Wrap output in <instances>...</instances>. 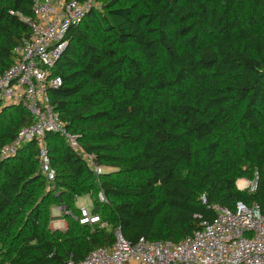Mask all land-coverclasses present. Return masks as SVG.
<instances>
[{"label":"trees","instance_id":"obj_1","mask_svg":"<svg viewBox=\"0 0 264 264\" xmlns=\"http://www.w3.org/2000/svg\"><path fill=\"white\" fill-rule=\"evenodd\" d=\"M99 1L67 30L53 66L61 84L48 94L94 164L126 182L96 175L55 133L44 137L49 186L34 142L0 159V264L77 261L117 228L129 243L177 242L213 220L212 204L254 203L264 216V0ZM33 2L0 0V72L29 35ZM31 121L2 108L0 147ZM241 178H256L254 190H238ZM87 193L109 228L78 222L74 201ZM55 206L62 229L48 226Z\"/></svg>","mask_w":264,"mask_h":264},{"label":"built area","instance_id":"obj_2","mask_svg":"<svg viewBox=\"0 0 264 264\" xmlns=\"http://www.w3.org/2000/svg\"><path fill=\"white\" fill-rule=\"evenodd\" d=\"M98 8L99 0H34L33 17L22 18L29 35L13 49L12 64L0 72V110L19 106L32 119L0 147V159L14 156L22 145L34 142L48 182L54 180L55 172L44 141L47 133L63 137L70 150L87 162L95 174L101 172L92 154L83 149L78 136L68 131L59 118L48 94L61 84V79L53 74V66L67 43V30ZM255 181L256 178H241L236 187L253 191ZM201 200L205 201L204 196ZM211 207L213 220H202L199 229L177 242L140 237L129 243L117 228L110 246L94 249L77 261L70 255L64 264H264V216L258 206L238 201L233 210L216 204ZM78 222L106 225L85 208L80 209Z\"/></svg>","mask_w":264,"mask_h":264},{"label":"rangeland","instance_id":"obj_3","mask_svg":"<svg viewBox=\"0 0 264 264\" xmlns=\"http://www.w3.org/2000/svg\"><path fill=\"white\" fill-rule=\"evenodd\" d=\"M101 10H102L101 2L99 1V8L96 11H101ZM163 58H164L163 53L160 52L156 72H160L165 68ZM8 107H10V106H8ZM100 169H101V172L99 173L100 175L101 174H111L113 178L122 179L124 182H126L125 176L122 174H119L117 169L107 167V166H100ZM138 178H139L138 176H131L130 180L136 181V180H138ZM48 184H50V183L46 182L45 186H49ZM52 190H53V192H55V194L58 193L57 188H54ZM100 194L101 193L96 192L94 194V196H96L97 200L99 202H101V204H103V203H105L104 196L102 194H101L102 196H100ZM57 196H59V194H57ZM74 203H75V206L78 207L79 209L85 208L89 212V211H91V207H92V196L89 193L82 194V195L75 198ZM109 214H110L109 211L105 210V217L104 218L106 220L109 217ZM48 226L50 228H59V229H62L66 226V220L62 218L61 208H59L57 206L50 208V220L48 222ZM108 226L109 225H105L106 228H109Z\"/></svg>","mask_w":264,"mask_h":264},{"label":"water","instance_id":"obj_4","mask_svg":"<svg viewBox=\"0 0 264 264\" xmlns=\"http://www.w3.org/2000/svg\"><path fill=\"white\" fill-rule=\"evenodd\" d=\"M255 183H256V181H255Z\"/></svg>","mask_w":264,"mask_h":264}]
</instances>
